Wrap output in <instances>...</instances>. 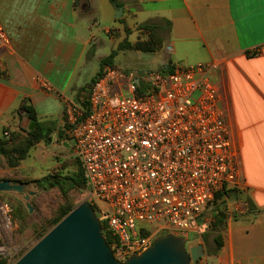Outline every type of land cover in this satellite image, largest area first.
<instances>
[{"label": "crops", "instance_id": "obj_1", "mask_svg": "<svg viewBox=\"0 0 264 264\" xmlns=\"http://www.w3.org/2000/svg\"><path fill=\"white\" fill-rule=\"evenodd\" d=\"M120 1L118 7L110 0L78 5L76 0H0L8 37L0 39V130L11 134L27 103L36 123L54 122L49 136L56 135V125L63 126L65 138L58 145L68 141L74 151L65 108L81 102L87 90L75 101L77 89L97 75L101 58L111 52L102 32L111 28L118 43L126 37L134 42L141 31L137 26L162 21L167 33L159 68L212 65L240 163L233 186L238 194L226 198L227 217L220 226L223 244L216 253L206 251L198 264H264V0ZM211 223L212 217L201 227L210 230Z\"/></svg>", "mask_w": 264, "mask_h": 264}, {"label": "built area", "instance_id": "obj_2", "mask_svg": "<svg viewBox=\"0 0 264 264\" xmlns=\"http://www.w3.org/2000/svg\"><path fill=\"white\" fill-rule=\"evenodd\" d=\"M0 39L8 40L1 22ZM219 104L205 63L144 75L106 66L80 103H67L87 200L116 258L141 253L161 235L189 241L215 194L237 184L240 163Z\"/></svg>", "mask_w": 264, "mask_h": 264}, {"label": "rangeland", "instance_id": "obj_3", "mask_svg": "<svg viewBox=\"0 0 264 264\" xmlns=\"http://www.w3.org/2000/svg\"><path fill=\"white\" fill-rule=\"evenodd\" d=\"M145 23L153 25L151 28L140 27L144 23L137 26L136 29L141 31L137 32V40L132 43L141 40L145 34L147 38L144 40L150 39V42L155 46L159 42H163L167 33L166 25L159 20ZM126 33L130 32L127 30ZM117 36L116 32H102V37L108 41L109 50L117 51L116 59L113 62L114 68L133 70L139 75L164 68H159L161 52L156 50V52H142L133 47L121 46L127 37L118 43ZM111 38L114 40L113 42H111ZM95 76L96 74L84 86L77 89L75 101L79 100V95L82 92L89 89ZM24 105L29 106L27 103H23L22 106ZM18 117L19 122L15 120L14 130H10L11 134L8 137L11 146H7L6 156L0 155V178L33 181L49 174L73 176L80 170V163L73 148H67L70 143L67 141L66 144L58 145V142L65 138L63 126L58 124L54 127L58 129L54 138L47 135L48 138L35 143L30 150H27V136L32 130L30 128L32 120L24 109L22 114L17 113L16 119ZM0 137L7 138L4 135V130H0ZM33 154L34 156H32ZM85 200H87V193L84 188H73L65 195L59 187L48 186L34 198L35 212L29 213L14 197L0 194V264H14L47 234L60 218H63L67 208L75 207ZM216 203L218 202L215 200L204 210L203 221H210ZM198 229L194 228L188 245L191 247L203 244L206 254V251L214 244L212 241L213 232L204 228V225L200 231ZM206 236H209L210 241L205 240ZM198 260L191 264H198Z\"/></svg>", "mask_w": 264, "mask_h": 264}, {"label": "water", "instance_id": "obj_4", "mask_svg": "<svg viewBox=\"0 0 264 264\" xmlns=\"http://www.w3.org/2000/svg\"><path fill=\"white\" fill-rule=\"evenodd\" d=\"M122 11L118 8L116 17ZM35 123L33 120L32 124ZM46 188L36 180L0 179V194L16 198L29 213L35 212L34 198ZM188 244L186 237L161 235L147 249L122 261L114 255L93 205L85 200L14 264H191L205 254V249L203 244L191 247Z\"/></svg>", "mask_w": 264, "mask_h": 264}, {"label": "trees", "instance_id": "obj_5", "mask_svg": "<svg viewBox=\"0 0 264 264\" xmlns=\"http://www.w3.org/2000/svg\"><path fill=\"white\" fill-rule=\"evenodd\" d=\"M81 1L82 0H76V4L78 5V3L81 2ZM110 1H111V3L117 5L118 7L122 6V3H121L120 0H110ZM152 25H149L148 23H144L140 27H149V28H151ZM121 46L133 47L134 49L142 51V52H154L155 50L159 51L162 48L163 42L161 41L155 46L153 43L150 42V39L139 40V41H137L135 43H132V42H130L128 40V38H126L123 41ZM116 56H117V51L116 50H112L108 56H105V57L101 58V60H100V70L97 73V75L94 77V79L92 80V83L101 74V72L103 71V69L106 66L114 67L113 62L115 61ZM172 65L173 64L168 63L166 68L171 69ZM144 91H145V87L142 90H140L141 93H143ZM22 107H23L24 110H26L28 112V117L31 120L37 121L36 113H35V110L33 109V107L25 106V105L22 106ZM50 123L53 124L54 122L50 121L49 123L48 122H37L36 123V126L34 127L35 129H32L29 132V135L27 136V141H28V143L26 145L27 150L28 149L30 150L31 147H33V145H35V143L40 142L41 140H44L45 138H48V136L50 135L51 130L53 129L51 127ZM44 127H46L45 128L46 130H44ZM9 142L10 141H9L8 138L3 139L2 137H0V155L1 156H6L5 154L8 151V147L7 146H11ZM0 179H11V178H0ZM12 180L20 181V180H17V179H12ZM36 181L42 187H44V186L45 187L57 186V187L60 188L61 192L63 194H65V195L71 189L76 188V187L85 189V179H84V174H83V170H82L81 165H80V170H78V172L75 175H73V176L49 174V175H46V176H44V177H42L40 179H37ZM236 194H238V189L236 187H233V186L232 187H224L222 190L218 191L215 194L213 202L216 200L218 203H216L215 208H213L212 223H211V226H210V231L213 232L214 244H213L212 247L210 246V249L208 251L209 254L218 252V250L221 248V246L223 244L222 237H221V234H220V226L222 225L223 221L227 217L226 198H229L232 195H236ZM73 208H74L73 206L67 208V210L64 211V214H63L62 217L67 215ZM249 209H253L254 210V207L249 206ZM61 219L62 218H60L57 221V223ZM103 225L105 227L104 228L105 229L104 230V234H105L109 244H112V236L106 229V223L103 222ZM204 238H205L206 241L209 240V236H206Z\"/></svg>", "mask_w": 264, "mask_h": 264}]
</instances>
